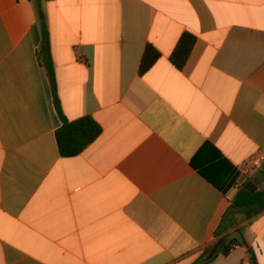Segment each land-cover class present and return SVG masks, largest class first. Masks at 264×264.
Segmentation results:
<instances>
[{
  "label": "crops",
  "instance_id": "1",
  "mask_svg": "<svg viewBox=\"0 0 264 264\" xmlns=\"http://www.w3.org/2000/svg\"><path fill=\"white\" fill-rule=\"evenodd\" d=\"M42 7L55 92L35 0H0V264H193L226 237L209 264H264V213L226 215L264 190V0ZM147 45L160 58L140 75ZM83 117L101 134L61 157L56 131Z\"/></svg>",
  "mask_w": 264,
  "mask_h": 264
},
{
  "label": "trees",
  "instance_id": "2",
  "mask_svg": "<svg viewBox=\"0 0 264 264\" xmlns=\"http://www.w3.org/2000/svg\"><path fill=\"white\" fill-rule=\"evenodd\" d=\"M35 9L41 31V45L38 52L39 61L45 68L48 79L55 92V78L53 63L50 53V40L46 15L42 7V0H35ZM195 37L189 33H184L174 51L169 57L170 63L181 70L185 65L190 52L194 46ZM160 58V53L151 45L144 49L140 61L139 74L146 73ZM101 134L100 126L91 118L83 117L75 121L63 119L61 127L56 131L55 138L58 152L61 157H74L81 154L90 144H92ZM251 187L244 185L235 195L227 209L226 215H241L245 220L253 219L264 213V190L251 192ZM239 223L236 222L235 226ZM236 232V231H235ZM237 241L223 238L216 253L211 254V248L205 250L193 264H209L219 255L226 256L236 246ZM251 264H254L253 262Z\"/></svg>",
  "mask_w": 264,
  "mask_h": 264
},
{
  "label": "built area",
  "instance_id": "3",
  "mask_svg": "<svg viewBox=\"0 0 264 264\" xmlns=\"http://www.w3.org/2000/svg\"><path fill=\"white\" fill-rule=\"evenodd\" d=\"M262 164H264V157H255L254 159H252L250 168L252 169H256V168H261Z\"/></svg>",
  "mask_w": 264,
  "mask_h": 264
},
{
  "label": "water",
  "instance_id": "4",
  "mask_svg": "<svg viewBox=\"0 0 264 264\" xmlns=\"http://www.w3.org/2000/svg\"><path fill=\"white\" fill-rule=\"evenodd\" d=\"M250 187L252 188V189H251V192H252V193L256 191V188H255L254 186H252L250 183H248V184L246 185V188L248 189V188H250ZM222 242H223L222 239H220V240L218 241V243L212 248V250H211V254H214V253L217 252V250H218V248H219V245H220Z\"/></svg>",
  "mask_w": 264,
  "mask_h": 264
},
{
  "label": "rangeland",
  "instance_id": "5",
  "mask_svg": "<svg viewBox=\"0 0 264 264\" xmlns=\"http://www.w3.org/2000/svg\"><path fill=\"white\" fill-rule=\"evenodd\" d=\"M242 219H243V217L241 218L240 223L243 221Z\"/></svg>",
  "mask_w": 264,
  "mask_h": 264
}]
</instances>
